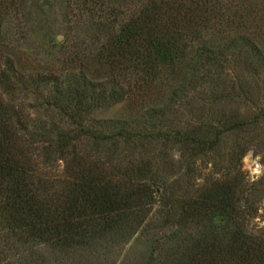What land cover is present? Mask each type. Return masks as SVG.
<instances>
[{"label":"trees","instance_id":"trees-1","mask_svg":"<svg viewBox=\"0 0 264 264\" xmlns=\"http://www.w3.org/2000/svg\"><path fill=\"white\" fill-rule=\"evenodd\" d=\"M38 1L0 0V264H117L139 235L155 249L143 264H264L258 190L241 166L258 149L264 109L200 118L182 104L211 79L264 68L242 0H60L63 22L44 18L37 28L52 52L27 70ZM123 103L143 105L136 129L91 120ZM26 107L58 122L31 127ZM182 111L202 123L184 129ZM231 140L229 158L197 184L206 159ZM169 154L189 182L184 194L168 179Z\"/></svg>","mask_w":264,"mask_h":264},{"label":"rangeland","instance_id":"rangeland-1","mask_svg":"<svg viewBox=\"0 0 264 264\" xmlns=\"http://www.w3.org/2000/svg\"><path fill=\"white\" fill-rule=\"evenodd\" d=\"M113 1L115 0H108L107 4L112 7L113 4L110 2ZM131 1H127V3H131ZM59 3L60 0H39V8H35L34 12L32 13L31 19L33 20L31 24L33 23L32 32H34L32 34L33 41L30 42V48L32 50H27L26 52L28 54L26 58H29L30 61L29 59L23 60V66L25 67V69L27 67V70H29L28 65L31 67V70L36 69V67H42V65L39 64L40 62L38 63V61L42 60V63L43 61L46 62L44 56L45 53L52 52L48 40L44 39V33H46V31L38 32L37 28L40 27V20L44 18L47 19L48 24L58 25V23L63 22V5H57ZM238 3L239 5L241 3H244L243 7H240L242 5L239 6L240 14L244 15L245 19L246 17L247 19L249 18L250 24L256 27L257 31L253 33L254 38L256 41H258L260 49L264 54V0H242L238 1ZM73 5L74 7L72 9H76L77 4L74 3ZM43 6L44 9L43 12H41L40 7ZM58 40L62 41V36H59ZM223 80L224 81L222 82L217 81L216 79H211L208 84L202 85L193 97H191L190 95V98L183 99L182 104L185 107L188 106V103H191L192 107H194L195 109H201V114L199 115L200 118L214 117V115L222 116L226 114L227 116H237L239 119H249L255 113H258V110L264 109V68L262 66L244 65L238 72H236V75L235 72L232 74H228V72L225 73ZM233 82H237V87H241L243 89L242 91L247 93L248 98L251 100L249 103H245L243 101L244 98L241 97L239 91H235L232 93V90L234 89V85L232 84ZM157 100V97H155L154 99H150L145 103V105L149 106L151 104H156L158 103ZM27 101L33 103V97H28ZM17 102H22V100L20 99ZM252 105L255 108H253ZM141 107H143V105L140 106V108L137 107V109L132 107L128 103H123L116 106L107 105L94 110V113L91 116V120L101 121L102 123L104 121L109 122L113 120H121L125 123L132 124V127H135L136 129V124H133V122L135 123L139 121V116L143 112ZM27 108L28 107H26V112L29 115L30 121H32L31 123H29L31 127L36 122V119H42L48 125H51V123L53 122H58V115L54 112L46 115L44 111L37 112L31 107L29 108V110ZM178 114L180 115V117H182L179 120L178 125L183 127L184 129L195 127L198 126V123H202L201 120L199 121V116H196L195 118L189 115V113H185L184 111ZM62 126L64 128L67 127V125ZM243 137L246 138L247 135L244 134ZM253 137L254 139H256L255 143H257L258 149H252L243 158L241 166L242 171L246 176L247 183L257 186L258 190V193L257 195H254V198L258 199L257 201L259 202V212L257 214V217L253 221V226L258 227L259 229H264V122L257 127V130L255 131V134L252 136V138ZM241 143L243 144L242 141ZM233 147L234 143L231 140V142L223 145L220 151L217 152L214 156L206 159V163L204 166L206 167V169L204 170V175L197 179V184L201 185L206 183L208 179V173L211 169H213L214 163H220V159H223V161L221 162L224 163V160L228 159L231 151H233ZM155 149L159 150V145L154 146V150ZM172 154H174V157L177 160L179 154L174 152H172ZM169 160L170 167L166 172L168 173V179L170 183H172L177 189H179V194H184L183 190H186L189 182L182 176L183 170L180 169L179 165L177 167H174L172 165L171 160H173V157H171L170 154L168 161ZM202 163L203 162L200 161L198 162V165H201ZM49 165L50 166H45V179L50 178L55 173L54 169L51 168L52 165ZM56 168L62 171L63 163H58V167ZM178 182H180L181 185ZM189 192L193 194V191L190 190ZM154 250L155 249L153 248V242L147 241L139 235L124 248V251H122L121 254H119L120 256L117 258V264H124L126 262L143 264L145 261L150 260Z\"/></svg>","mask_w":264,"mask_h":264}]
</instances>
